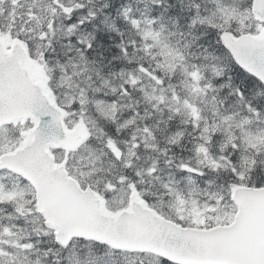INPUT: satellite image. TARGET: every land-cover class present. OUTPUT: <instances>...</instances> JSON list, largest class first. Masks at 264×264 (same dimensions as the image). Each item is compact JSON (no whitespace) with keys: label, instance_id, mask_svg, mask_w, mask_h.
Instances as JSON below:
<instances>
[{"label":"snow or ice","instance_id":"6c2138e0","mask_svg":"<svg viewBox=\"0 0 264 264\" xmlns=\"http://www.w3.org/2000/svg\"><path fill=\"white\" fill-rule=\"evenodd\" d=\"M0 264H264V0H0Z\"/></svg>","mask_w":264,"mask_h":264}]
</instances>
